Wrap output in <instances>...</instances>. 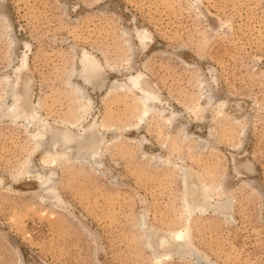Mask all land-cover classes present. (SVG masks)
<instances>
[{
    "label": "rangeland",
    "instance_id": "1",
    "mask_svg": "<svg viewBox=\"0 0 264 264\" xmlns=\"http://www.w3.org/2000/svg\"><path fill=\"white\" fill-rule=\"evenodd\" d=\"M0 264H264V0H0Z\"/></svg>",
    "mask_w": 264,
    "mask_h": 264
},
{
    "label": "bare ground",
    "instance_id": "2",
    "mask_svg": "<svg viewBox=\"0 0 264 264\" xmlns=\"http://www.w3.org/2000/svg\"><path fill=\"white\" fill-rule=\"evenodd\" d=\"M174 237H175V239H176L177 241H180V240L183 238L182 234H180V233L175 234Z\"/></svg>",
    "mask_w": 264,
    "mask_h": 264
}]
</instances>
